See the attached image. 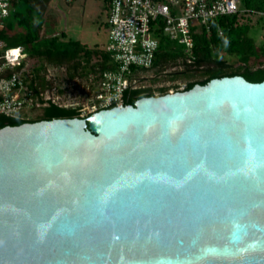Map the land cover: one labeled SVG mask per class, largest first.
Masks as SVG:
<instances>
[{
	"label": "water",
	"instance_id": "1",
	"mask_svg": "<svg viewBox=\"0 0 264 264\" xmlns=\"http://www.w3.org/2000/svg\"><path fill=\"white\" fill-rule=\"evenodd\" d=\"M0 264H264V80L0 128Z\"/></svg>",
	"mask_w": 264,
	"mask_h": 264
},
{
	"label": "trees",
	"instance_id": "2",
	"mask_svg": "<svg viewBox=\"0 0 264 264\" xmlns=\"http://www.w3.org/2000/svg\"><path fill=\"white\" fill-rule=\"evenodd\" d=\"M50 1L12 0L11 14L0 30V38L7 47L22 46L28 57L36 63L32 68L30 82L36 94L57 87L55 78L49 77V66L63 68L68 81L79 80L95 89L103 72L115 68L111 54L103 46H90L67 38L63 33H41L44 27L35 25L30 20V13L35 10L43 14ZM242 3L247 9L264 12V0H242ZM211 24V32L202 27L194 34L195 58L190 61L182 46L164 35L159 27L155 34L159 39V49L153 65L146 71L163 74L173 81L184 78L186 85L183 89H180L179 84L162 86L157 88L158 92L152 87L129 88L124 93V105L134 104L144 96L165 94L171 88L174 91L188 90L217 77L242 75L252 82L263 81L264 47L255 49L253 43L244 37L243 31L235 26L231 16L214 19ZM219 30L224 34L220 35ZM228 55L235 59H229ZM65 92L66 88L59 89V94ZM82 107V104L65 105L52 100L45 101L39 111L29 118L1 114L0 128L39 120L80 117Z\"/></svg>",
	"mask_w": 264,
	"mask_h": 264
},
{
	"label": "built area",
	"instance_id": "3",
	"mask_svg": "<svg viewBox=\"0 0 264 264\" xmlns=\"http://www.w3.org/2000/svg\"><path fill=\"white\" fill-rule=\"evenodd\" d=\"M65 1L72 3L77 0ZM104 1L108 9V40L104 47L111 54L115 68L103 72L94 90V101L80 109V117L124 105L125 91L142 87L140 77L153 65L159 49V39L155 36L159 27L169 39L183 46V52L190 61L195 58L194 34L202 27L211 32L212 20L241 13L258 14L264 18V12L247 9L242 0ZM11 10L12 0H0V30ZM219 34L224 32L219 30ZM33 66L29 64L22 46L7 47L0 38V115L29 118L28 112L37 113L41 104L49 100L70 105L65 102L67 88L59 87L57 83L53 90L39 95L34 92L30 86ZM64 88L66 92L59 94V89Z\"/></svg>",
	"mask_w": 264,
	"mask_h": 264
},
{
	"label": "rangeland",
	"instance_id": "4",
	"mask_svg": "<svg viewBox=\"0 0 264 264\" xmlns=\"http://www.w3.org/2000/svg\"><path fill=\"white\" fill-rule=\"evenodd\" d=\"M107 12L104 0H77L72 3H67L65 0H51L43 11L44 15L33 10L30 13V20L35 25L44 27L40 31L43 34L63 33L65 37L79 40L84 44L104 47L108 40ZM231 18L235 26L243 31L244 37L253 43L255 49L264 47V18L253 13L231 15ZM227 57L231 60L235 59L229 55ZM28 61L31 65L36 64L29 57ZM48 71L49 75L55 78L57 86L67 88L66 103L82 104L84 108L88 106L93 99L95 89L85 82L82 84L78 80L68 81L63 68L49 66ZM139 84L142 87H152L158 92V87H172L174 84H179L183 89L186 80L180 78L173 81L163 74L157 75L153 71H145L140 77ZM28 114L32 116L34 112H28Z\"/></svg>",
	"mask_w": 264,
	"mask_h": 264
},
{
	"label": "crops",
	"instance_id": "5",
	"mask_svg": "<svg viewBox=\"0 0 264 264\" xmlns=\"http://www.w3.org/2000/svg\"><path fill=\"white\" fill-rule=\"evenodd\" d=\"M107 22V21H106ZM107 24V23H106ZM107 29H108V26H107Z\"/></svg>",
	"mask_w": 264,
	"mask_h": 264
}]
</instances>
